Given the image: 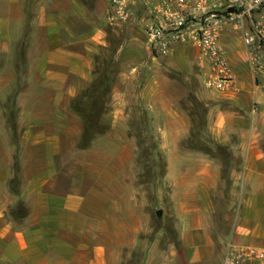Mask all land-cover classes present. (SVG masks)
Wrapping results in <instances>:
<instances>
[{"label": "crops", "instance_id": "obj_1", "mask_svg": "<svg viewBox=\"0 0 264 264\" xmlns=\"http://www.w3.org/2000/svg\"><path fill=\"white\" fill-rule=\"evenodd\" d=\"M129 8L121 21L108 0H0V264H117L100 238L109 193L76 175L82 123L102 117L110 137L141 121L172 139L177 245L151 264H221L228 243L264 250V83L241 29L222 26L234 81L216 89L195 46L154 55L142 2ZM187 137L208 147L180 148Z\"/></svg>", "mask_w": 264, "mask_h": 264}, {"label": "rangeland", "instance_id": "obj_2", "mask_svg": "<svg viewBox=\"0 0 264 264\" xmlns=\"http://www.w3.org/2000/svg\"><path fill=\"white\" fill-rule=\"evenodd\" d=\"M106 100L102 92L100 104L93 108L95 118ZM82 125L84 131L76 142L77 178L99 181L110 196L101 222L102 244L117 264H151L148 259L156 262L158 257L164 260L177 245L176 205L168 180V153L173 146L165 145L172 139L156 138L151 130L141 131L147 125L141 121L129 123L134 125L129 137H110V123L103 117L101 121L85 120ZM190 147L206 149L208 145L204 137L180 139V148ZM158 209L161 217L156 215Z\"/></svg>", "mask_w": 264, "mask_h": 264}, {"label": "built area", "instance_id": "obj_3", "mask_svg": "<svg viewBox=\"0 0 264 264\" xmlns=\"http://www.w3.org/2000/svg\"><path fill=\"white\" fill-rule=\"evenodd\" d=\"M138 0H108L112 20L125 21L129 6ZM150 50L166 55L175 45L196 47L208 62L206 85L223 89L233 85L234 73L220 41L222 26L241 29L251 69L264 83V0H140ZM264 260V250L228 243L221 264Z\"/></svg>", "mask_w": 264, "mask_h": 264}, {"label": "water", "instance_id": "obj_4", "mask_svg": "<svg viewBox=\"0 0 264 264\" xmlns=\"http://www.w3.org/2000/svg\"><path fill=\"white\" fill-rule=\"evenodd\" d=\"M161 213H162L161 209H158V210L156 211V215H157V217H161Z\"/></svg>", "mask_w": 264, "mask_h": 264}, {"label": "trees", "instance_id": "obj_5", "mask_svg": "<svg viewBox=\"0 0 264 264\" xmlns=\"http://www.w3.org/2000/svg\"><path fill=\"white\" fill-rule=\"evenodd\" d=\"M102 92L106 93V88L105 87L102 88Z\"/></svg>", "mask_w": 264, "mask_h": 264}]
</instances>
